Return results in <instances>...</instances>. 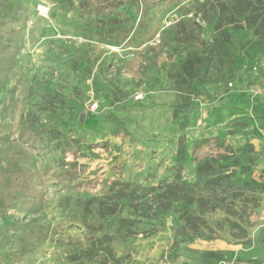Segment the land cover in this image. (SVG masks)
I'll return each mask as SVG.
<instances>
[{"label": "rangeland", "instance_id": "rangeland-1", "mask_svg": "<svg viewBox=\"0 0 264 264\" xmlns=\"http://www.w3.org/2000/svg\"><path fill=\"white\" fill-rule=\"evenodd\" d=\"M83 3L0 0V264H209L207 252L228 257L218 264H264V42L255 49L251 30L230 28L229 44L211 53L214 0L146 12L132 1L103 17ZM188 57L208 59L204 82L173 119L168 71ZM33 131L43 140L31 151L22 138ZM211 136L228 146L229 180L260 186L229 212L194 210L214 239L184 241L174 206L153 217L146 200L126 207L98 187L77 188L118 180L117 164L123 180L143 187L176 174L194 185V144ZM104 142L106 150L89 149ZM91 200L106 204L104 215L86 212ZM117 215L135 222L131 232L119 230ZM226 217L244 232L223 224ZM102 235L115 262L89 243Z\"/></svg>", "mask_w": 264, "mask_h": 264}, {"label": "trees", "instance_id": "trees-1", "mask_svg": "<svg viewBox=\"0 0 264 264\" xmlns=\"http://www.w3.org/2000/svg\"><path fill=\"white\" fill-rule=\"evenodd\" d=\"M138 2L143 12L160 6L171 7L180 4L184 0H84L83 7L87 8V13L95 17L112 16L128 2ZM212 5L216 10L218 7L217 21L215 30L217 31L215 43L212 46L211 53L219 52L222 46H227L230 42L231 35L229 29L245 28L252 31L256 41L253 43L255 49L259 48L264 42V0H214ZM184 41H191L186 33H180ZM208 59L207 58H187L183 64L171 65L168 71V78L173 82L174 91L177 93V103L172 111V118L177 119L179 114H185L189 110V101L196 85L204 82ZM184 128V125H182ZM183 137H180L179 143L182 144ZM43 140L42 135L33 131L28 137L22 138V143L27 149L35 150L37 143ZM107 142L95 143L89 146V149L99 148L107 149ZM245 152V149H239ZM228 153L226 143L217 137H205L194 144V164H195V182L194 185L183 183L178 174L171 181L161 180L156 185L143 187L132 182H127L121 177L120 165L112 167V171L117 175L116 181H99L95 183H79L77 188L80 190H94L98 187L108 200L123 203V206H131L138 204L141 200H146L145 212L153 217L171 210L174 206L177 210L180 226L177 228L179 235L184 241H191L195 238H205L211 240L216 235L207 236L200 229L199 217L194 216V210L200 213L213 212L222 210L229 212L231 204L236 200L245 197V190L252 186L260 187L253 181L235 179L241 181V185L237 186L234 181L229 180V175H236L231 171L227 175L228 166L225 165L224 159ZM173 170V169H171ZM243 176H250V169L242 167L239 170ZM257 205L259 199L251 196ZM96 205L97 208L94 207ZM106 204L100 200H91L86 205V212L92 210L104 215L102 209L106 208ZM179 207V209H176ZM247 209V208H246ZM248 210V209H247ZM244 212H246L244 210ZM112 214V213H110ZM111 216V215H110ZM88 232H93V226L82 220ZM115 223L119 230L131 232V226L134 221H127L119 217H115ZM223 224L230 228L244 232L241 227L224 218ZM93 238V237H91ZM108 236L91 239L89 243L94 247H99L111 260L115 262L113 251L108 244ZM202 260L209 264H218L226 262L228 257L220 253L207 252L202 255Z\"/></svg>", "mask_w": 264, "mask_h": 264}, {"label": "built area", "instance_id": "built-area-1", "mask_svg": "<svg viewBox=\"0 0 264 264\" xmlns=\"http://www.w3.org/2000/svg\"><path fill=\"white\" fill-rule=\"evenodd\" d=\"M228 85H229V86H231V84H230V83H229ZM90 108H91V110H95V109H96V107H95L94 105H93V106H91Z\"/></svg>", "mask_w": 264, "mask_h": 264}, {"label": "water", "instance_id": "water-1", "mask_svg": "<svg viewBox=\"0 0 264 264\" xmlns=\"http://www.w3.org/2000/svg\"><path fill=\"white\" fill-rule=\"evenodd\" d=\"M83 118H84V117H83V115H82L81 120H83Z\"/></svg>", "mask_w": 264, "mask_h": 264}]
</instances>
